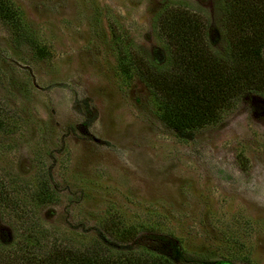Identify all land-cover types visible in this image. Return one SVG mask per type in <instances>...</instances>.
Masks as SVG:
<instances>
[{
    "label": "rangeland",
    "instance_id": "1",
    "mask_svg": "<svg viewBox=\"0 0 264 264\" xmlns=\"http://www.w3.org/2000/svg\"><path fill=\"white\" fill-rule=\"evenodd\" d=\"M11 1L21 24L0 18L2 246L26 239L43 259L51 245L108 241L111 227L160 262L264 264V99L180 135L118 67L121 42L166 61L154 21L170 5L199 13L223 52V0Z\"/></svg>",
    "mask_w": 264,
    "mask_h": 264
},
{
    "label": "trees",
    "instance_id": "2",
    "mask_svg": "<svg viewBox=\"0 0 264 264\" xmlns=\"http://www.w3.org/2000/svg\"><path fill=\"white\" fill-rule=\"evenodd\" d=\"M223 5L227 40L223 52L209 43L205 19L182 5L164 7L154 21L167 53L163 64L140 56L123 42L117 44L120 71L137 77L151 94L160 120L180 135L219 122L246 95L264 99V0H223ZM0 18L14 28L21 24L11 0H0ZM42 187L45 191L39 190V195L47 202L51 193L47 184ZM7 190L0 182L4 207L10 202ZM105 236L108 241L83 248L51 245L43 259L33 250L37 244L29 245L26 239L17 249L0 243V264H170L133 249L127 232L108 227Z\"/></svg>",
    "mask_w": 264,
    "mask_h": 264
}]
</instances>
